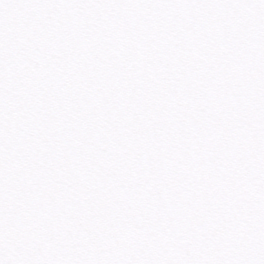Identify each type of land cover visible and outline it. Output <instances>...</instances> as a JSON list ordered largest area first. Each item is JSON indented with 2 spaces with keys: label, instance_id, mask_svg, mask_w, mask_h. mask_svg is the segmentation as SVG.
<instances>
[{
  "label": "snow or ice",
  "instance_id": "snow-or-ice-1",
  "mask_svg": "<svg viewBox=\"0 0 264 264\" xmlns=\"http://www.w3.org/2000/svg\"><path fill=\"white\" fill-rule=\"evenodd\" d=\"M0 264H264V0H0Z\"/></svg>",
  "mask_w": 264,
  "mask_h": 264
}]
</instances>
